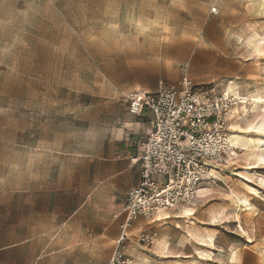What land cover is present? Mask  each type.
I'll return each mask as SVG.
<instances>
[{"label": "rangeland", "instance_id": "374dc122", "mask_svg": "<svg viewBox=\"0 0 264 264\" xmlns=\"http://www.w3.org/2000/svg\"><path fill=\"white\" fill-rule=\"evenodd\" d=\"M253 3L0 0V143L79 157L120 129L129 91L177 86L185 76L218 95L231 88L243 100L227 96L234 149L213 173L220 182L170 219L149 222L154 245H171L156 263L174 254L171 264H264V9ZM127 234L130 249L139 247L140 233Z\"/></svg>", "mask_w": 264, "mask_h": 264}, {"label": "crops", "instance_id": "0c3cea01", "mask_svg": "<svg viewBox=\"0 0 264 264\" xmlns=\"http://www.w3.org/2000/svg\"><path fill=\"white\" fill-rule=\"evenodd\" d=\"M149 121L148 112L136 118L126 105L114 136L79 157L23 142L0 143V264H108L125 197L140 180V166L130 158L139 153ZM168 215L160 211L154 222L138 216L129 227L131 237L140 233L152 242L137 240L139 247L130 249L127 238L119 250L133 264H157L158 251L166 253L171 245L162 240L154 245L157 230L149 222ZM171 255L165 262H177Z\"/></svg>", "mask_w": 264, "mask_h": 264}, {"label": "built area", "instance_id": "2783aa9c", "mask_svg": "<svg viewBox=\"0 0 264 264\" xmlns=\"http://www.w3.org/2000/svg\"><path fill=\"white\" fill-rule=\"evenodd\" d=\"M124 101L131 115L142 118L148 112L150 121L139 153L130 158L140 166V180L125 197L120 236L108 264H131L119 247L138 216L154 222L160 210L193 206L202 190L220 182L213 173L231 153L226 116L232 103L209 85L195 87L185 76L177 86L160 81L153 92L129 91ZM138 242L152 238L141 236Z\"/></svg>", "mask_w": 264, "mask_h": 264}, {"label": "bare ground", "instance_id": "6f19581e", "mask_svg": "<svg viewBox=\"0 0 264 264\" xmlns=\"http://www.w3.org/2000/svg\"><path fill=\"white\" fill-rule=\"evenodd\" d=\"M253 7H257L258 8V10H259V12L260 11H262L263 9H264V1L263 0H253ZM252 40V39H251ZM258 40V39H257ZM260 41H262V40H260ZM264 41V40H263ZM262 41V42H263ZM261 45V44H260ZM254 47V46H253ZM255 50H257L256 49V46H255ZM259 50V49H258ZM233 95V97H234V102H235V100L237 99V100H243L242 98H239L238 97V95L236 94V93H234L233 91H232V89L231 88H229L228 89V93L226 94L227 96L228 95ZM225 96V95H224ZM261 100V99H260ZM259 99H252V101H253V105H256L257 103H258V101H260ZM241 104L243 103L242 101L240 102ZM247 110V109H246ZM234 112H237L238 111V108L236 107L234 110H233ZM231 128H232V130H233V133H242V129H241V127H239V126H237V125H231ZM228 145H229V147L230 148H232V149H234L232 146H231V144H230V141H229V139H228ZM249 151V150H248ZM244 187H245V190L248 192V194H250V195H256L257 194V189H255V188H253L252 186H249V185H247V184H245L244 185ZM246 202V201H245ZM241 205V204H240ZM160 211H164V210H160ZM160 211H158L157 213H159ZM183 212H184V214L186 215V216H191L192 214H193V212H192V209H184L183 210ZM156 213V214H157ZM162 215V214H161ZM209 220L211 221L210 222V224H212V225H214L215 223H217V221H216V218L215 217H210L209 218ZM211 245H212V241L210 240V242H209ZM204 255H207L205 252H201V253H199V256L201 257V260H203V257H204ZM133 264V263H132Z\"/></svg>", "mask_w": 264, "mask_h": 264}]
</instances>
